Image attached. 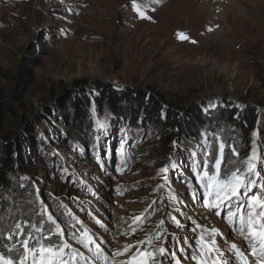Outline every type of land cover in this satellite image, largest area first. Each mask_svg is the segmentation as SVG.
Instances as JSON below:
<instances>
[{
    "label": "rangeland",
    "instance_id": "1",
    "mask_svg": "<svg viewBox=\"0 0 264 264\" xmlns=\"http://www.w3.org/2000/svg\"><path fill=\"white\" fill-rule=\"evenodd\" d=\"M135 3L151 19L139 18L133 0H0V90L2 102L10 101L12 108L0 115V139H24L23 155L11 157L10 186L0 189V234L9 248L24 252L22 241L31 230L55 233L47 220L52 215L64 239L83 254L78 264H119L135 251L116 255L124 245L146 242L159 228L164 246L181 264H196L192 255L200 229L193 230L195 221L218 230L216 242L226 259H233L228 248L235 243L255 264L239 226L225 219L226 210L209 211L202 193L193 199L192 189L200 185L191 153L203 160L197 146L207 133L214 163L218 135L226 145L223 169L229 161L247 158L256 133L264 156V0ZM181 32L187 40L178 38ZM23 65L28 79L18 72ZM102 84L116 92L159 95L160 123L170 108L183 125L192 123L196 134L162 139L160 123L146 119L127 99L115 109L97 102ZM77 104L85 118L81 129ZM232 110L250 111L248 127ZM195 111L201 124L192 122ZM97 119L106 120L107 127L97 129ZM121 140L122 155L116 152ZM165 166L167 182L158 175ZM135 216L142 219L134 223ZM17 223L24 229L20 242L16 235L7 239ZM79 223L102 255L73 239V233H81ZM161 259L169 264L170 257Z\"/></svg>",
    "mask_w": 264,
    "mask_h": 264
},
{
    "label": "snow or ice",
    "instance_id": "2",
    "mask_svg": "<svg viewBox=\"0 0 264 264\" xmlns=\"http://www.w3.org/2000/svg\"><path fill=\"white\" fill-rule=\"evenodd\" d=\"M153 2L158 3L159 0H153ZM133 7L139 18L151 19L135 3V0H133ZM177 35L179 39H188L187 35L182 32ZM209 107H215V105L210 103ZM95 126L97 129L103 130L107 127V121L97 119ZM203 135L205 139L202 144L197 146V148L202 149L200 155L203 156V160L197 159V151L194 150L191 153V170L196 177V182L200 185L199 190L192 189L193 199L199 200L202 193L203 206L209 211H215L216 215H220L219 209H225V219L229 224L239 226V234L248 242V246L251 248V256L256 258L255 264H264V177H261V171H264V156L258 153L257 134L253 133L252 151L247 158L243 161H229V164L224 165L223 169L225 143L221 141L220 136L215 137L218 142V152L213 163V145L207 139L208 134L204 133ZM123 149L124 142L121 140L116 152L122 155ZM231 151L233 156H239L235 146H232ZM237 164L242 165V167L235 166ZM230 165L233 166L231 170ZM258 165L261 166L259 169ZM171 167L175 168L176 165L172 164ZM121 170L122 167L117 165L116 171ZM168 172L169 166L161 167L158 175H161L167 182ZM188 183L190 184L191 181H188ZM254 189H259V191L254 192ZM141 219V216H135L133 222L138 223ZM170 219L178 227L180 226V222L175 216L170 215ZM47 220L55 226L54 234L60 235L61 243L59 245L44 244L42 241H36V237L29 233V236L22 241L24 252L18 264H29V262L30 264H78L83 254L64 239V230L56 223L52 215H48ZM192 223L196 225L194 231L200 229V234L196 237L195 251L192 255V259L196 261V264H249L248 256L235 243H232L228 248L233 254V259L225 258L224 251L216 242V236L219 234L216 228L206 230L201 225L196 224L195 221H192ZM160 227H163V221H161ZM15 229L17 231L9 233L7 239L11 240L13 235H16L17 241L20 242V236H23L24 229L20 223L15 225ZM72 235L73 239L85 248L93 245L97 255L103 254L100 246L95 243L91 234L87 231L81 232L79 235L75 233ZM163 235L164 233L158 228L154 237H150L146 242L137 241L135 245H124L123 250L117 252L116 255L123 256L131 249H135V251L127 259L120 261L119 264H162L161 258L163 257H170L169 264H181V258L178 257L177 253L175 251L170 252L164 246ZM173 238H175L174 234ZM42 239L46 240L48 237ZM153 239L159 241L158 246L153 244ZM31 241H36L39 246L30 247ZM145 243L149 247L141 249L140 245ZM183 252L184 249L181 248L180 253L183 254ZM105 259L107 258L105 257ZM0 264H17V262L0 254Z\"/></svg>",
    "mask_w": 264,
    "mask_h": 264
},
{
    "label": "trees",
    "instance_id": "3",
    "mask_svg": "<svg viewBox=\"0 0 264 264\" xmlns=\"http://www.w3.org/2000/svg\"><path fill=\"white\" fill-rule=\"evenodd\" d=\"M20 76L22 78H30L31 74L30 71L26 68L25 65H23L21 68H19ZM101 88V95L100 97L96 98L97 102H104L107 103L112 109H115L119 107L118 103L120 100H128L131 102L130 104L134 105V110L137 112H142L145 114L146 119L153 120L155 122H159V109L162 107L163 99L159 95L152 94L150 91L146 92H129V91H121L116 92L114 91L111 86L109 85H100ZM82 90V89H81ZM4 100L3 95L1 94L0 90V115L2 112L5 111H12L11 108V102L7 101L2 102ZM84 101V100H83ZM82 101V102H83ZM169 106V104H168ZM81 105L78 104L75 105V116L78 123L79 129L85 128V125L83 124L85 122V118L83 117V112L81 111ZM165 118H163L160 125L162 126V130L164 131V134L162 135V139H169V136H171L173 133L178 132H184L185 134H196V131L191 128L190 124H182L179 122L178 118L176 117V114H171V109L168 108ZM231 114L234 116L236 114L238 116V120L240 123L246 125L248 127L250 118L252 117L250 115V111L244 110L242 112L236 113V111L231 112ZM190 117L192 118L193 123L201 124V115L198 111L193 112ZM173 128H176L174 130ZM186 130V131H185ZM190 136V135H189ZM24 139L21 137H17L16 140L11 141L7 138L0 139V189H8L10 186V178L9 173L12 172L14 169V161L11 159V157L14 154H18L19 156L23 155L24 151ZM77 233L83 231V224L79 223L77 224ZM29 233H31L32 236L36 237V241H42L44 244H50V245H59L61 243V240H59L58 234L54 233H48L44 234L41 231L38 230H31ZM29 236V234H28ZM43 237H48V239L43 240ZM36 241L30 242V247L33 246H39ZM7 240L4 239L3 236L0 234V253L4 255L5 257L11 258L14 261L17 262L20 259V257L23 255V250L21 247H16V245H13L11 248L8 247L6 244Z\"/></svg>",
    "mask_w": 264,
    "mask_h": 264
}]
</instances>
